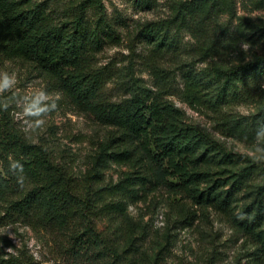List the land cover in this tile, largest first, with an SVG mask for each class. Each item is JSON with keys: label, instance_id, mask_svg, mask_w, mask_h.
I'll return each mask as SVG.
<instances>
[{"label": "trees", "instance_id": "16d2710c", "mask_svg": "<svg viewBox=\"0 0 264 264\" xmlns=\"http://www.w3.org/2000/svg\"><path fill=\"white\" fill-rule=\"evenodd\" d=\"M155 1L135 0L144 8ZM249 1L264 8V0ZM217 4L180 1L169 17L138 24L134 38L148 47L152 88L132 63L123 71L98 65V56L120 45L122 31L131 28L122 15L109 13L105 0H0V60L35 64L79 110L117 133L101 143L92 168L78 179L45 145L15 131L0 107V231L23 222L52 233L67 264H155L134 256V225L126 220L149 184H165L223 216L264 255V162L228 149L168 98L177 94L191 108L212 114L222 135L248 144L264 139V107L248 116L232 109L246 102L248 82L263 72L264 54L230 67L201 68L220 54L218 42L199 45L193 57L178 43L187 29L206 32L203 18ZM178 76L180 93L172 84ZM115 83L123 93L119 100L107 92ZM138 153L151 165L148 176L126 172L117 183L106 181L111 164L130 165ZM13 161L23 165V187L10 170ZM105 221L111 225H100ZM0 264L37 262L23 255L5 258L0 246Z\"/></svg>", "mask_w": 264, "mask_h": 264}, {"label": "rangeland", "instance_id": "374dc122", "mask_svg": "<svg viewBox=\"0 0 264 264\" xmlns=\"http://www.w3.org/2000/svg\"><path fill=\"white\" fill-rule=\"evenodd\" d=\"M180 1L185 0H156L153 7L144 8L135 0H105L109 13L113 17L122 15L131 28L122 31L120 45L107 48L98 56V65L123 71L132 63L136 76L154 88L155 78L147 70L144 58L148 47L134 38L135 29L138 24L169 17ZM226 1H229L228 5H225ZM215 2L218 3L215 11L203 18L206 27L201 31L206 32L187 29L179 36L183 54L193 57L199 45L206 41L218 42L220 54L200 63L201 68L214 64L230 67L263 55L264 8H257L249 0ZM166 60L172 61L173 57ZM3 72L15 76V83L0 91V107L7 114L6 120L26 140L45 145L57 163L73 176L83 178L92 168L101 143L117 134L116 129L79 110L35 64L0 60V73ZM172 84L180 93L183 88L181 77L175 78ZM246 89L249 92L246 102L238 103L232 109L234 113L248 116L264 107V69L261 75L250 79ZM40 91L49 97L41 104L47 105L50 111L40 117L23 116L24 109ZM107 92L113 100H119L123 94L116 83L109 85ZM168 98L186 112L190 122L209 131L228 149L264 162V139L248 144L222 135L212 114L191 108L177 94ZM53 103L57 104L54 111L51 110ZM36 119L44 120V124L33 130L30 127ZM151 171L149 162L138 153V158L130 165L111 164L105 179L117 183L126 172L148 176ZM129 214L130 220L126 221L128 225H134L131 238L135 240L134 256L152 258L153 262L158 260L155 264H264V255L223 216L194 204L165 184L159 187L149 184L138 202L130 205ZM100 225L111 224L105 221ZM55 241L52 233L35 232L23 222L10 223L0 231L1 253L5 258L23 255L33 257L37 264H67Z\"/></svg>", "mask_w": 264, "mask_h": 264}, {"label": "clouds", "instance_id": "9594fccd", "mask_svg": "<svg viewBox=\"0 0 264 264\" xmlns=\"http://www.w3.org/2000/svg\"><path fill=\"white\" fill-rule=\"evenodd\" d=\"M15 83V76L9 75L7 72L0 73V91H3L9 88L12 84ZM49 97L46 95L44 91H40L36 97H34L33 101L24 109L23 116L25 117H40L43 113L49 112L50 109L47 105H42L41 102L47 100ZM59 97H56L58 100ZM57 108V104L53 103L51 106V110L54 111ZM44 124V120L36 119L34 124L30 127L35 130L40 128ZM10 170L13 171L14 174H17V182L23 187L24 177L19 175V173L23 172V165L18 161H13L10 164Z\"/></svg>", "mask_w": 264, "mask_h": 264}]
</instances>
